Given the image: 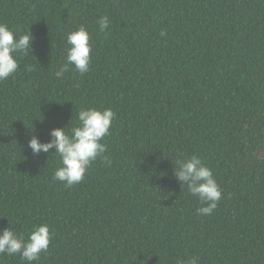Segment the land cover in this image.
<instances>
[{
    "label": "trees",
    "instance_id": "trees-1",
    "mask_svg": "<svg viewBox=\"0 0 264 264\" xmlns=\"http://www.w3.org/2000/svg\"><path fill=\"white\" fill-rule=\"evenodd\" d=\"M0 22L34 37L0 81V230L49 225L33 264H264V0H0ZM81 25L90 70L57 78ZM86 107L116 114L111 165L98 158L69 187L52 179L55 150L28 141L69 131ZM193 154L222 189L211 215L174 173Z\"/></svg>",
    "mask_w": 264,
    "mask_h": 264
},
{
    "label": "clouds",
    "instance_id": "clouds-1",
    "mask_svg": "<svg viewBox=\"0 0 264 264\" xmlns=\"http://www.w3.org/2000/svg\"><path fill=\"white\" fill-rule=\"evenodd\" d=\"M97 24L101 33H106L111 20L107 14L102 15ZM163 36L164 33L162 32ZM91 35L84 25L66 35V61L55 72V77L63 78L69 71L70 66L75 71L84 75L90 70L92 44ZM34 37L27 31L17 36L6 23L0 22V81H4L15 74L19 68L18 54H30ZM33 71L32 66L27 67ZM116 114L111 108L103 110L94 107L80 108L77 111L78 123L66 128H53L50 130L51 139L41 142L36 135L28 141V147L33 154L41 152L54 153L59 157L60 166L56 168L52 179L60 181L66 186L80 183L90 168L91 164L98 158L104 160L108 166L111 160L103 154L107 151V145L103 143L105 137L109 136L112 122ZM175 176L182 186H186L189 193L198 199L201 206L197 208L200 215H211L222 199V189L217 183L212 170L198 156L191 155L186 159L176 161ZM53 233L47 223L34 225L29 231L27 238L12 227L0 230V255L13 256L19 254L20 259L26 264L38 261L40 255L47 252ZM198 257L178 260L177 264H198Z\"/></svg>",
    "mask_w": 264,
    "mask_h": 264
}]
</instances>
